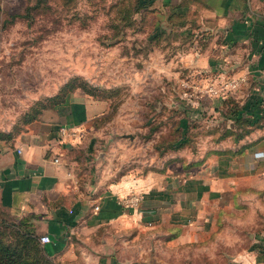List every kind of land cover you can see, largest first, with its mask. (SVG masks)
<instances>
[{
	"label": "crops",
	"instance_id": "obj_1",
	"mask_svg": "<svg viewBox=\"0 0 264 264\" xmlns=\"http://www.w3.org/2000/svg\"><path fill=\"white\" fill-rule=\"evenodd\" d=\"M180 1L153 0L167 23L159 32L217 33L223 59L262 81L253 93L264 98V0ZM110 111V100L76 89L48 116L0 139V208L29 218L35 234L47 238L42 246L54 264H264V236L257 233H248L240 252L217 251L220 242L242 240L240 195L264 192L254 182L264 177V155L256 157L264 154V127L205 161L174 155L159 170L116 178L108 165L117 142L99 150ZM61 125L78 136L60 139ZM242 146L240 155L223 153ZM131 191L142 194L137 207L121 203ZM229 224L239 232L232 238ZM131 227L156 241L133 260L126 257Z\"/></svg>",
	"mask_w": 264,
	"mask_h": 264
},
{
	"label": "rangeland",
	"instance_id": "obj_2",
	"mask_svg": "<svg viewBox=\"0 0 264 264\" xmlns=\"http://www.w3.org/2000/svg\"><path fill=\"white\" fill-rule=\"evenodd\" d=\"M0 4V132L17 133L27 119L48 116L59 106L54 103L63 104L76 89L90 90L110 100V125L99 137V150L117 142L108 165L116 178L159 170L174 155L184 162L205 161L224 146H236L233 136L241 129L233 109L261 99L253 92L262 81L248 68L227 64L217 33L159 32L167 23L153 1L142 14L136 0ZM237 78L242 79L236 87H225ZM254 182L264 188L260 173ZM256 196L244 193L237 200L246 207L237 210L247 224L239 231L242 240L220 242L217 251L234 254L249 246L248 233L264 236V192ZM4 217L11 219L0 208V222ZM229 231L226 237L239 234L232 224ZM128 239L129 260L156 243L154 235L135 227Z\"/></svg>",
	"mask_w": 264,
	"mask_h": 264
},
{
	"label": "trees",
	"instance_id": "obj_3",
	"mask_svg": "<svg viewBox=\"0 0 264 264\" xmlns=\"http://www.w3.org/2000/svg\"><path fill=\"white\" fill-rule=\"evenodd\" d=\"M152 1L153 0H136L139 12L141 14L145 13L147 7L150 6ZM184 3L185 0H181L179 5ZM84 92L91 96L99 97L93 92H90V90H85ZM61 103L62 99L53 105H60ZM261 106L264 107V98L259 100L253 99L251 102L245 103L242 106L233 109L235 125L241 129L240 133H236L233 136L236 143L245 138L252 131L264 127V112H260ZM255 107L258 109L253 111V108ZM34 120L38 119L30 117L23 124L27 125ZM20 131L14 134H12V132H0V139H11ZM225 133L226 134L224 135H229V130H226ZM182 145L183 143L179 144V146ZM228 152H232V155H240L244 152V146L240 147L236 151L227 149L223 153ZM216 153L221 154L222 152L217 151ZM2 219L4 220L0 222V264H54L46 254L42 243L40 242V236L35 234L28 217L19 218L12 215L10 220L6 217ZM6 222H9V224Z\"/></svg>",
	"mask_w": 264,
	"mask_h": 264
},
{
	"label": "built area",
	"instance_id": "obj_4",
	"mask_svg": "<svg viewBox=\"0 0 264 264\" xmlns=\"http://www.w3.org/2000/svg\"><path fill=\"white\" fill-rule=\"evenodd\" d=\"M0 18H1V4H0ZM1 53H2V50H1V46H0V59H1ZM241 79L242 78H237V79L231 80V81H229V83H227V85H225V87L230 85V87L234 88L240 83ZM208 91L211 93H217L218 89L210 88ZM221 91H222V89H221ZM58 132H59L60 139H62V140H66L68 138L75 139L78 136V133L75 130L68 128L65 125H61L59 127ZM54 162H58V158H54ZM141 200H142V194L140 192H134V191H131L130 193L121 197V203L125 206H130V207H137ZM46 241H47L46 237L40 236V242L42 244H44Z\"/></svg>",
	"mask_w": 264,
	"mask_h": 264
}]
</instances>
